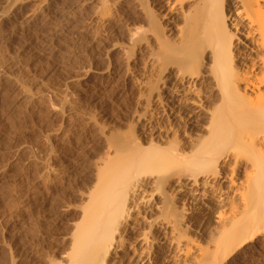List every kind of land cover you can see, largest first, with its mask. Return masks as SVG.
I'll list each match as a JSON object with an SVG mask.
<instances>
[{
  "label": "bare ground",
  "instance_id": "1",
  "mask_svg": "<svg viewBox=\"0 0 264 264\" xmlns=\"http://www.w3.org/2000/svg\"><path fill=\"white\" fill-rule=\"evenodd\" d=\"M55 1L0 0V38L44 22ZM87 7L105 65L77 68L70 83L130 89L126 116L104 121L46 79L24 86L0 62L15 107L45 116L25 165L36 193L62 198L59 216L75 213L59 238L31 243L34 263L229 264L252 258L259 237L264 253V0H84L76 8ZM77 146L87 153L70 181ZM19 147L15 157L29 146ZM1 164L0 176L10 161ZM24 260L7 254L3 264Z\"/></svg>",
  "mask_w": 264,
  "mask_h": 264
},
{
  "label": "rangeland",
  "instance_id": "2",
  "mask_svg": "<svg viewBox=\"0 0 264 264\" xmlns=\"http://www.w3.org/2000/svg\"><path fill=\"white\" fill-rule=\"evenodd\" d=\"M82 1H84V0H58V1L56 0L55 3L52 5L53 7L51 6V10H52L51 12L52 13L50 12V14H52V15L49 14V16L47 17V19L44 22H42L40 20H38V22L35 21L28 28H26V29L23 28V30L21 29L20 32L18 31L16 33V36L14 35V37H5L4 38V36H1V38H0V58L3 57V59L1 58L0 60H2V61H0V62L4 61L3 64L1 63V65H4V63L7 62L5 65H8V66L10 65L9 66L10 68L12 67L11 70H12V74L14 77L19 76V78H22V79H19V78L18 79L22 83L24 82V84H26L24 86H27V84L30 86L31 85V84H29L30 82L33 84L34 83L36 84L37 82L43 84V82H45V79H46V82L44 83L45 86H47V87L50 86L49 88L50 89L52 88L53 91H54V89H56V90L59 89L58 91H65L67 94V98H69L68 97L69 95H70V97L73 96V97L69 98L68 100H70L72 98L74 100L76 99L74 101L75 104L73 105L75 108L78 107V109H79V106H80V109L83 111L88 110L89 112L95 113V115H98V116H100L102 114L101 116H102V119L104 121L107 120L108 122H111V121L113 122V120L115 121V120H118L119 118H122L123 116H126L127 113H130V111L134 108V106H135L134 105L135 104V93H132V91L130 89L128 91V88L125 90L123 89V91L122 90L115 91L114 89H109L108 87H106L102 83L93 82V81L89 85H91L93 83L92 85H95V87H92V86L90 87L88 85V87H84L83 90H81L82 88L78 87V85H76V87H77V89H76L75 85H71V83H70V80H71L70 78H72L74 76V74H76L80 70V67L81 68L85 67V64H86V66H89V65L92 66V62L94 63V61H95V65L93 64V66H92L94 68H102L105 65V60L103 58V55L99 51L100 47H97L99 45L96 44V42L92 41L91 36H89V33L87 32V29H86L85 24H86V20L88 18L87 16L89 15V8L88 7L83 8V10H80V11L77 10V8H76L78 6V4H80ZM59 2H61V3L59 4ZM56 5H58V6H56ZM54 7H55V9H54ZM73 10H74V12H73ZM75 11L77 13L79 11V13H78L79 15ZM71 12H73V13H71ZM83 12L87 16H82V14L84 15ZM87 12H88V14H87ZM67 17H68V19H66ZM74 17H76V18H74ZM70 19L72 21H69ZM81 19H83V22ZM84 19H86V20H84ZM65 20H67V21H65ZM57 29H59V30H57ZM2 37H3V39H2ZM87 37H89V39ZM88 40H90L92 42V43H90V44H92V46L89 44ZM82 42L84 44H82ZM86 43H88V44H86ZM93 46H95V47L93 48ZM95 48H96V50H94ZM97 50H98V52H97ZM98 54H100V55H98ZM99 56L102 58H99ZM88 63H89V65H88ZM82 64H84V66H81ZM73 69H74V71H73ZM16 72H17V74H16ZM72 72H74V74ZM67 78H69V79H67ZM23 79H25V80L23 81ZM68 80H69V82H68ZM9 82L10 81H8V84H7V82L0 81V84L2 83L0 85V112H1L0 113V119H2V120H0V121L5 120L4 122L6 124H8V125H6L4 123L5 124L4 130L0 129V131H2L0 133L1 134L3 133L4 135L3 134L2 135L5 138L4 139L2 137V135H0V158H1L0 162L2 163L1 165H8L9 161H10L9 166H7L8 169L6 168L7 172L5 171V173L0 176V197H1L0 198V200H1L0 201V218H1V220H0V264H3L4 258L7 256V254H11V255L13 254V256L23 255V257L25 259L24 260L25 264H35L34 259L32 258L31 254H30V249L32 248L31 243L35 242L33 245V246H35L37 244H43V242L47 243L49 241L51 242V240L53 241V240L59 238L60 235L65 233L66 222L73 220L75 217V213H74V211H70L68 214H66L64 216H59L58 213L56 212V209L59 205V201L62 198H60V200L58 199V201H56V199H50V198H47L45 195L43 196V195L36 193L37 189L34 186L35 182H34V180H32V179H34V177H33L34 174L32 173L33 169L32 168L29 169L28 166H25V165H27V161H28L27 158H29L27 155L31 156L32 152L34 153L36 151V147H37L36 140H37V137L39 136L38 134H40L39 128L41 127V129H43L45 124H46L45 119H44L45 116H42L43 114L40 115L39 113H36L35 116L29 117L27 113H24V109H23L24 107H22L21 111L18 110L21 108H19V107L16 108L14 105L15 104L14 97L17 94L16 87H14L15 85L12 82H10L11 84ZM67 82H68V84H67ZM4 83H6V84H4ZM97 83L99 85L100 84L101 85L98 86ZM68 86H69V89H68ZM63 87H67L65 89H68L69 91H67L65 89L60 90V88H63ZM101 87L102 88L104 87L107 90H105L104 88H103L104 89L103 90ZM74 88H75V90H73ZM87 88H89V89H87ZM96 88H98V89H96ZM84 89L87 92L84 91ZM82 91H84V92H82ZM120 91H122V92L119 93ZM68 93H70V94L68 95ZM92 93H93V95H92ZM115 94H117V95H115ZM79 95H81V96H79ZM90 95H92V96H90ZM96 96H97V98H96ZM16 97H17V95H16ZM16 97H15V99H16ZM51 97L53 98L54 96L50 95V98ZM84 97L86 100L84 99ZM91 97L93 99H91ZM82 100H84V101H82ZM71 101L72 100H70V102ZM84 102H86V104L88 102V104L86 106H84L85 105ZM76 105H78V106H76ZM90 108L93 111H95V110H97V111L93 112ZM103 112H104V114H103ZM25 115L27 118L25 117ZM5 116H7V117H5ZM103 116L105 117V119L103 118ZM28 117H29V119H28ZM9 118H11V119H9ZM36 118H37V120H36ZM12 123H13V125H12ZM39 125H41V126H39ZM32 127H34V128H32ZM3 131H6V132H3ZM5 134H7V135H5ZM78 136L81 137L82 134H80ZM33 137L36 139H34ZM23 144L26 147L29 146L27 148V152H26L28 154L20 153L18 156L15 157L12 154L14 152L13 150H16L19 147V145L23 146V147H19V148H24ZM33 145H34V147H33ZM35 145H36V147H35ZM15 146H17V147H15ZM10 147H11V149H10ZM31 147L34 149H32ZM29 148H31L33 151ZM28 150H30V152ZM75 150H76V152L74 151V153H73L74 155L72 154V158H70L71 162L69 161L70 164L72 163L71 166L72 165L73 166L71 168H73L72 171H74L73 176L70 177V181L75 180V176H74L75 173H76V175L78 174V176H79L80 172L83 170V167L81 168V166H83L84 162H82V161H84V157H82V156H86L85 152L87 151V149H85L83 146L82 147L77 146ZM9 154H11V155H9ZM5 156H6V158H5ZM12 156H14V157H12ZM23 156H25L26 158ZM15 158H17V159H15ZM80 158L83 160L81 161ZM78 159H80V161ZM21 160L25 161V162H22ZM77 160H78V163H77ZM22 164H23V166H22ZM12 165H13V167H12ZM74 166H75V168H74ZM24 168L27 169V172ZM74 169H76L77 171H75ZM80 169H81V171L79 172ZM28 170H30V171H28ZM31 175H33V176H31ZM20 181H22V182H20ZM31 181H33V182H31ZM20 191L23 193H21ZM7 193H9V194H7ZM62 201H64V200H62ZM66 201L71 202V200H68V199ZM10 206H12L13 208H11ZM3 207H4V209H3ZM10 209H11V211H10ZM262 239H263V237H259V241H258L257 246L253 247L254 251L252 250V253H251V254H253L252 258H247L246 260H241L239 258H237V259L233 258V260L229 264H264V253H262L263 252V250H262L263 244L261 243ZM29 243L31 244V246ZM44 245H46V244H43V246ZM29 247H30V249H28ZM257 248H259V249H257ZM28 250H29V252H28ZM29 258H30V260H29Z\"/></svg>",
  "mask_w": 264,
  "mask_h": 264
}]
</instances>
